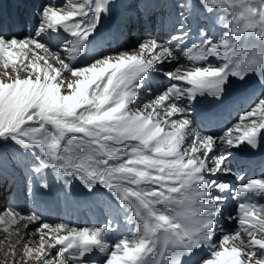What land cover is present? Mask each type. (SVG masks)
Returning a JSON list of instances; mask_svg holds the SVG:
<instances>
[{"label": "snow or ice", "instance_id": "1", "mask_svg": "<svg viewBox=\"0 0 264 264\" xmlns=\"http://www.w3.org/2000/svg\"><path fill=\"white\" fill-rule=\"evenodd\" d=\"M111 6L48 0L34 34L0 32V162L16 148L31 161L29 183L49 172L65 186L78 180L108 197L113 212L79 227L0 209V264H94L96 252L104 255L95 264H264V175L237 173L236 185L221 178L234 174L233 150L264 145V0H175L167 39L81 63ZM194 14L214 20L220 34L202 25L192 40ZM44 34L62 37L63 49ZM155 72L168 83L139 104ZM250 78L261 92L235 123L219 134L196 127L190 105L198 96L222 99L232 79ZM229 192L239 201L228 217L237 227L225 231ZM121 214L131 227L110 241Z\"/></svg>", "mask_w": 264, "mask_h": 264}, {"label": "rangeland", "instance_id": "2", "mask_svg": "<svg viewBox=\"0 0 264 264\" xmlns=\"http://www.w3.org/2000/svg\"><path fill=\"white\" fill-rule=\"evenodd\" d=\"M36 1H37V4H38V12H39V9H40L41 5H43V4L48 2V0H36ZM52 2L53 3H60V2H62V0H52ZM142 2H143L142 0H135L134 5H136V6L140 5ZM24 34H25V32L23 31L21 33V36L24 35ZM44 35L46 36V37L43 36L44 42L50 43V45L53 46L55 49H58V50H62L63 49V44L61 46V42L58 43V47H56L53 44L52 40H50L47 37V34H44ZM127 38H129L131 41L127 40V43L129 45H126V43H124L123 45H125V47H123V49H129L130 50V49L134 48L137 45V43L139 42V39L136 36H134V37L130 36V37H127ZM166 66H168V64ZM166 66H164V67H166ZM163 70L165 71V68ZM3 71H4L3 68H0V76L3 75ZM9 71H10V69H9ZM162 78L165 81L168 82V79L166 77H162ZM7 156H9V158H7V159H8V163H10V166H17V168H18V173L17 174H18V176L20 178H22V181L24 179H27L26 178L27 177V165H30V163H31L30 159H28L27 157L23 156L21 154V152H19V155L18 154L14 155V153H13V156L10 153H7ZM7 159H4L2 162H0V195H2V199L0 198V209H3V207H2L3 205H4L5 209L10 207L11 203L14 201L13 198H12V192H11V189L13 187L12 183L15 180L14 179V175L11 172L8 173V174H5L3 172V169L5 167ZM5 170H7V169H5ZM49 173H51V172H49ZM47 176H48V174L46 175V177ZM30 185L31 184L28 182L27 188H26L27 194H28L29 197H30V194H31ZM5 187L7 189H5ZM14 206H15V204H14ZM16 209L18 211H21L24 214H30L29 212L27 213V211L25 209H23V210H20L19 208H16Z\"/></svg>", "mask_w": 264, "mask_h": 264}, {"label": "bare ground", "instance_id": "3", "mask_svg": "<svg viewBox=\"0 0 264 264\" xmlns=\"http://www.w3.org/2000/svg\"><path fill=\"white\" fill-rule=\"evenodd\" d=\"M12 2L14 1V0H11ZM93 2H94V0H93ZM115 2L117 3V7L118 8H120L121 7V5L122 4H124V3H122V2H125V0H122V2L120 3V0H110V3H111V8H110V11L108 12V13H105L104 14V16H103V19H104V21H106L107 20V18L108 17H110L115 11H116V4H115ZM127 3H128V5H130V0H127ZM192 19L193 20H195V14L192 16ZM208 21H211L210 19H208ZM102 22V21H101ZM212 23L214 24V26L215 27H218L219 25H217V24H215V22H214V20H212ZM134 29V27H131V29H130V33H132V30ZM54 35V37H55V39H57V38H61V37H57V36H55V34H53ZM131 37H134V36H136L138 39H139V42L140 41H143V40H145L146 38H147V36H142L141 34H138V33H136L134 36L133 35H130ZM130 36H128V37H130ZM127 40L128 41H131L129 38H127ZM137 46V45H136ZM136 46L134 47V48H132V49H135L136 48ZM95 48H97V46H91V51H94V49ZM122 50H125V49H122ZM131 50V49H130ZM91 60V59H90ZM167 64H165L164 66H166ZM161 77H164L162 74H161ZM76 187H80V188H84L83 187V185L82 184H80V182L78 181V180H72L71 181V183L69 184V185H67V186H65L64 184H62L61 186H60V188H62V189H66L68 192L72 189V190H74V188H76ZM85 189V188H84ZM89 193V192H88ZM89 197H90V199H93V200H95V201H98L96 198H99V197H102V196H99V195H90L89 194ZM102 198H107L108 199V197H106V196H103ZM108 201L110 202V204L112 203L109 199H108ZM222 220H224V222H223V224H221L220 223V226L225 230V231H230V230H235L236 229V227H237V225L232 221V222H229L228 221V218L226 217V215L223 213V215L220 217ZM119 221H120V223H122L125 227H124V229L126 230V231H128L130 228L128 227V225L125 223V221H124V215H122V216H120L119 217Z\"/></svg>", "mask_w": 264, "mask_h": 264}]
</instances>
